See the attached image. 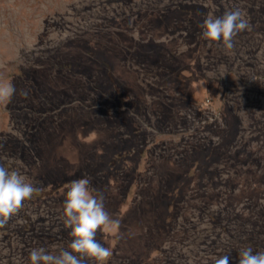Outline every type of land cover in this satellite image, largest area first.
Returning a JSON list of instances; mask_svg holds the SVG:
<instances>
[{
  "label": "rangeland",
  "instance_id": "rangeland-1",
  "mask_svg": "<svg viewBox=\"0 0 264 264\" xmlns=\"http://www.w3.org/2000/svg\"><path fill=\"white\" fill-rule=\"evenodd\" d=\"M237 8L232 50L202 38ZM0 79L17 90L0 165L40 189L0 229V264L68 248L80 178L120 220L97 233L106 264L264 252V0H0Z\"/></svg>",
  "mask_w": 264,
  "mask_h": 264
},
{
  "label": "clouds",
  "instance_id": "clouds-1",
  "mask_svg": "<svg viewBox=\"0 0 264 264\" xmlns=\"http://www.w3.org/2000/svg\"><path fill=\"white\" fill-rule=\"evenodd\" d=\"M201 36L211 42L222 43L226 50L234 48V38L250 29V23L240 9L226 12L223 16H209L200 25ZM11 81L0 79V104H7L16 94ZM27 97V92L22 93ZM40 191L15 169L0 165V229ZM87 178L73 180L68 186L63 202L62 218L66 228L70 229L71 242L67 249L58 254H50L44 248H34L30 252V264H86L93 260L96 264H106L113 255L110 247H105L96 237L97 233H117L120 220L113 219L105 209V197L94 194ZM230 254H224L214 260V264H230ZM238 264H264V252H254L252 247L239 251Z\"/></svg>",
  "mask_w": 264,
  "mask_h": 264
}]
</instances>
